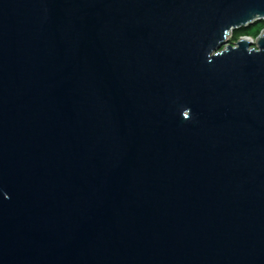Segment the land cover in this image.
<instances>
[{"label": "water", "instance_id": "1", "mask_svg": "<svg viewBox=\"0 0 264 264\" xmlns=\"http://www.w3.org/2000/svg\"><path fill=\"white\" fill-rule=\"evenodd\" d=\"M264 0H0V264H264Z\"/></svg>", "mask_w": 264, "mask_h": 264}, {"label": "trees", "instance_id": "2", "mask_svg": "<svg viewBox=\"0 0 264 264\" xmlns=\"http://www.w3.org/2000/svg\"><path fill=\"white\" fill-rule=\"evenodd\" d=\"M263 28H264V21H259L247 28H243L239 31H236L234 34V39L237 41L239 37L243 35H249V36L256 37Z\"/></svg>", "mask_w": 264, "mask_h": 264}, {"label": "rangeland", "instance_id": "3", "mask_svg": "<svg viewBox=\"0 0 264 264\" xmlns=\"http://www.w3.org/2000/svg\"><path fill=\"white\" fill-rule=\"evenodd\" d=\"M234 34H235V32L231 34V37H230V38H231V43L234 42V41H236V40L234 39ZM253 37H254V36H253ZM239 38H240V37H239ZM237 41H238V40H237Z\"/></svg>", "mask_w": 264, "mask_h": 264}, {"label": "flooded vegetation", "instance_id": "4", "mask_svg": "<svg viewBox=\"0 0 264 264\" xmlns=\"http://www.w3.org/2000/svg\"><path fill=\"white\" fill-rule=\"evenodd\" d=\"M234 42H236V41H234Z\"/></svg>", "mask_w": 264, "mask_h": 264}]
</instances>
